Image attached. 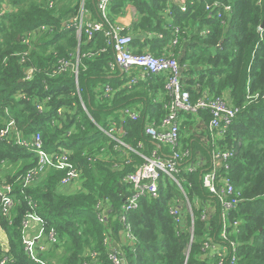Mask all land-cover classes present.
Returning a JSON list of instances; mask_svg holds the SVG:
<instances>
[{
	"label": "trees",
	"instance_id": "obj_1",
	"mask_svg": "<svg viewBox=\"0 0 264 264\" xmlns=\"http://www.w3.org/2000/svg\"><path fill=\"white\" fill-rule=\"evenodd\" d=\"M99 1L84 0L85 9L98 20ZM214 3L230 6L231 11H208ZM128 4L137 10L132 33L163 35V40L149 42L153 49L161 50L178 31L174 53L193 103L207 95L225 98L239 109L225 138L215 145L208 128L209 110L180 115L181 154L205 163L198 172H183L181 177L192 216L181 205V190L166 178L160 181L158 199L143 198L139 209L127 215L134 241L126 238L121 221L122 208L133 192L126 176L142 159L114 138L139 152L142 144L147 156L158 149L145 129L166 115L168 96L162 101L159 97L166 91L167 76H150L129 87L126 73L112 74L114 52L105 35L96 33L88 39L84 31H77L74 21L81 0H0V187L11 184L14 199L10 215L0 201V226L10 246L5 254L11 264H113L114 252L121 264H218V253L204 251L208 243L227 247L223 264H229L234 242L239 264H264V0H185V13L180 6H170L171 15L166 16L170 25L163 17L169 0H115L109 15L117 16ZM188 32L193 35L188 37ZM62 60L72 66L60 73ZM256 94L260 98L253 100ZM126 110L136 112L139 119L133 121ZM199 128L197 138L193 134ZM7 129L10 134L3 138ZM36 134L42 136L48 153L69 154L81 179L75 193L62 191L67 170L49 169L30 185L18 181L37 166L38 158L16 138L32 141ZM220 149L235 153L223 174L241 193L228 198L238 203L227 215L202 182L213 151ZM211 201L216 212L203 220ZM99 205L109 208L104 221ZM171 205L183 210V223L170 215ZM29 214L41 218L44 234L54 232L59 240L39 254L38 263L23 246V222ZM225 219L230 223L227 242L221 238ZM3 253L0 249V257Z\"/></svg>",
	"mask_w": 264,
	"mask_h": 264
},
{
	"label": "built area",
	"instance_id": "obj_2",
	"mask_svg": "<svg viewBox=\"0 0 264 264\" xmlns=\"http://www.w3.org/2000/svg\"><path fill=\"white\" fill-rule=\"evenodd\" d=\"M115 0H100L98 3V11L101 15L99 22L90 24H84L83 10L84 2L82 1L81 12L77 19H75V25L79 34L83 31L87 35L88 39H92L96 33H103L106 37L107 45L112 47L114 52V62L110 64L112 70L117 67L125 74L129 76L128 86L136 85L139 81L145 80L147 77L155 75H166L167 82L165 90L167 92L168 101L164 105L166 111L165 117L159 122L147 123L145 134L157 144V148L152 151L150 155H144L143 145L138 146L142 152L131 149L142 159V164L137 167L136 171L126 176L125 182L132 187V195L125 201V205L122 208L121 221L125 224V235L128 240L134 241L135 238L131 234V226L127 222V215L139 209L140 201L143 198L158 199L160 196V181L168 178L175 184L183 193L184 199L188 203V212L192 216V208L189 204V198L186 195L181 180L183 172L194 174L205 166L204 161L199 159L195 160L192 156L187 154L183 156L181 153L180 143V130L181 113H193L197 114L203 109L210 111L211 120L209 122V132L213 139V145L215 141L225 138L229 127L233 124L236 116L239 113V109L232 106L225 98H215L205 95L192 102L191 95L184 89L182 83V69L178 63V60L174 56H155L151 53H135L132 49L133 38L130 35H125L124 29L113 25L109 15V7ZM227 12L231 11L230 6H223L220 3H214L208 5L207 10L214 12L217 9H223ZM187 5L183 1L182 10L186 11ZM220 13V12H219ZM221 17V14H219ZM41 29H45L41 27ZM178 31H176L173 39V45L178 43ZM29 43V39L25 40ZM72 64L66 60L60 61L59 71L66 72L71 68ZM74 73L78 75V67H73ZM136 71H139L138 73ZM136 72V74L134 73ZM56 73V72H55ZM107 93H110V88L106 89ZM259 94L252 97L253 100H258ZM264 99V95L262 96ZM126 114L133 120L137 121L139 115L126 111ZM111 132V131H110ZM10 131L7 129L1 136L8 137ZM110 134V133H109ZM113 135V134H112ZM113 137V136H112ZM114 138V137H113ZM119 144L129 149L121 140L114 138ZM16 142L19 146L33 152L37 155V166L23 177H20L18 181L30 185L39 180L43 174L49 169L67 170V175L61 181L62 187L70 185H78L81 182L80 173L73 169L69 154L65 151H58L52 154L45 150V145L40 134H36L32 141L26 140L22 137H17ZM162 147H166L167 152ZM169 150V152H168ZM235 156L234 151H220L215 150L211 156L210 166L202 174V182L205 188L209 189L210 193L214 194L222 204L225 215L234 209L238 203V199H228L231 196H240V192L237 191L230 182L229 178L223 174V171L230 169L229 162ZM185 158L188 160L184 161ZM220 186V188H218ZM13 192V186L11 184H3L0 187V201L4 205V213L11 214V210L14 206V199L11 196ZM179 203V200L176 201ZM196 204L200 205V200H196ZM181 207V206H180ZM182 208V207H181ZM109 208L107 206L99 205V217L101 221H104L107 217ZM202 219H207L212 213L216 212V203L209 202L205 208ZM185 212V211H184ZM183 210L179 208V205L170 206L169 213L174 218L176 223H183L185 220ZM192 218V223H193ZM238 225L237 222L234 223ZM229 220L225 219L223 223L221 238L224 242L229 241ZM193 232V229H191ZM23 246L24 251L30 257L33 262H40L38 260L39 254L47 252V246L56 245L58 243L57 235L52 232L50 234H44L42 229V220L35 214H29L23 222ZM205 252L208 255L212 253H218L221 257L218 264L224 263V258L229 254L228 248L222 245H209L205 244ZM2 251V250H1ZM10 251V250H9ZM4 252L0 257V264H11L13 260ZM113 264H121L122 259L119 258L116 252L110 255ZM230 260L229 264H239L237 245L231 242L230 248ZM88 264V263H87Z\"/></svg>",
	"mask_w": 264,
	"mask_h": 264
},
{
	"label": "crops",
	"instance_id": "obj_3",
	"mask_svg": "<svg viewBox=\"0 0 264 264\" xmlns=\"http://www.w3.org/2000/svg\"><path fill=\"white\" fill-rule=\"evenodd\" d=\"M82 1L84 2V0H81V5H82ZM183 1L185 3V0H169V7L166 10H164V12H163V17H164L165 21L169 25L172 24V20H168L166 18V16L170 17V15H171L170 14V12H171L170 6H172V5L180 6L181 7V11L183 13H185L187 10L186 11L182 10ZM81 5H80V9H81ZM110 9H111V7H109V10ZM83 10L85 12L83 14V22H84V24H90V23H94V22H99L100 21V20L95 18V16L93 15V13L89 9H85L84 6H83ZM110 19H111V22H112L113 25H116L117 27H121L122 29H124L125 32L128 31V34L130 36H132L133 41H134L133 45H132V49H133V51L135 53H140V54H142V53H151V54H153L155 56H159V57L160 56H165V57L174 56L177 59V57H176L174 52H175V49L178 47L177 46L178 44L176 45L177 47L174 46L173 45V39L169 40V43L166 46L162 47L161 50H155V49H153L152 45L149 42L154 41V40H163L164 37H163L162 34H160L158 32L150 33V32H146V31H142V30L138 34H135V33L131 32V29L133 28V25L137 21V10L132 4H128L121 11V13L118 14L117 16H114V15L110 14ZM167 27L165 26V29H167ZM205 33H207V32H205ZM186 34H187L188 37H191L193 35L192 32H188ZM110 70H111L112 74H115L117 72V70L120 71L121 74L123 73L118 67L116 69H114V70H112L110 68ZM136 72L138 73L139 71H136ZM136 72H134V73L136 74ZM166 95H167V92L165 91V93H162L160 95L159 100L162 101L163 98ZM126 111H129L131 113H135L136 114V112H134L132 110H126ZM126 111H125V115H127ZM129 150H131L130 147H129ZM79 187H80L79 185H75L74 184V185H70V186L64 187L62 191H64L65 193H68V194H73V193H75L77 191V189ZM0 249L2 251H5V252H9V250H10L9 240H8L7 234L4 232V230L2 229L1 226H0Z\"/></svg>",
	"mask_w": 264,
	"mask_h": 264
},
{
	"label": "rangeland",
	"instance_id": "obj_4",
	"mask_svg": "<svg viewBox=\"0 0 264 264\" xmlns=\"http://www.w3.org/2000/svg\"><path fill=\"white\" fill-rule=\"evenodd\" d=\"M51 4H53L52 2L50 3V5ZM43 30V29H42ZM195 120H196V122H199L200 121V118L199 117H197V116H195ZM203 127L204 128V125L202 124V123H200V127ZM201 127V128H202ZM198 133H194L193 135H195V137H197V138H199L200 137V133L202 132V130L199 128L198 130ZM203 140V139H202ZM204 141V140H203ZM200 142H201V140H200ZM204 143V142H203ZM81 186H82V183H81ZM189 204L191 205V203L189 202ZM181 205L183 206V208H184V211L185 212H188V203H187V201L183 198V200H182V202H181ZM191 208H192V206H191Z\"/></svg>",
	"mask_w": 264,
	"mask_h": 264
},
{
	"label": "water",
	"instance_id": "obj_5",
	"mask_svg": "<svg viewBox=\"0 0 264 264\" xmlns=\"http://www.w3.org/2000/svg\"><path fill=\"white\" fill-rule=\"evenodd\" d=\"M261 29L264 30V21H263V24H262V26H261Z\"/></svg>",
	"mask_w": 264,
	"mask_h": 264
}]
</instances>
